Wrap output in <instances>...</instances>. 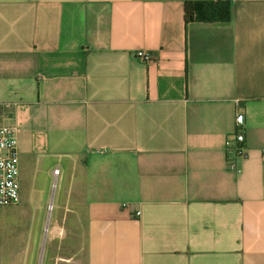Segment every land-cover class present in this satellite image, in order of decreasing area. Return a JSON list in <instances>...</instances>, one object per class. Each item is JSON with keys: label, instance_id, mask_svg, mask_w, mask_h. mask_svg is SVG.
Wrapping results in <instances>:
<instances>
[{"label": "crops", "instance_id": "1", "mask_svg": "<svg viewBox=\"0 0 264 264\" xmlns=\"http://www.w3.org/2000/svg\"><path fill=\"white\" fill-rule=\"evenodd\" d=\"M189 1L216 0H0V127L46 264H264V0L228 24Z\"/></svg>", "mask_w": 264, "mask_h": 264}, {"label": "built area", "instance_id": "2", "mask_svg": "<svg viewBox=\"0 0 264 264\" xmlns=\"http://www.w3.org/2000/svg\"><path fill=\"white\" fill-rule=\"evenodd\" d=\"M136 57L146 62L155 60L153 54L146 52H139ZM235 125V132L225 141V149L228 168L240 172L237 161L248 157L244 135L245 119L242 114L236 115ZM20 191L17 129L13 126H2L0 127V208L17 206L21 200Z\"/></svg>", "mask_w": 264, "mask_h": 264}, {"label": "rangeland", "instance_id": "3", "mask_svg": "<svg viewBox=\"0 0 264 264\" xmlns=\"http://www.w3.org/2000/svg\"><path fill=\"white\" fill-rule=\"evenodd\" d=\"M47 228L31 225V210L0 208V264H46Z\"/></svg>", "mask_w": 264, "mask_h": 264}, {"label": "trees", "instance_id": "4", "mask_svg": "<svg viewBox=\"0 0 264 264\" xmlns=\"http://www.w3.org/2000/svg\"><path fill=\"white\" fill-rule=\"evenodd\" d=\"M186 23L228 24L232 19L231 0L189 1L185 3Z\"/></svg>", "mask_w": 264, "mask_h": 264}]
</instances>
